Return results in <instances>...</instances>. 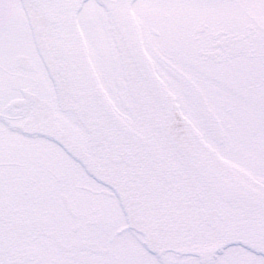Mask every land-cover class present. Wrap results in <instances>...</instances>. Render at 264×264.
Masks as SVG:
<instances>
[{
	"label": "snow or ice",
	"instance_id": "1",
	"mask_svg": "<svg viewBox=\"0 0 264 264\" xmlns=\"http://www.w3.org/2000/svg\"><path fill=\"white\" fill-rule=\"evenodd\" d=\"M0 264H264V0H0Z\"/></svg>",
	"mask_w": 264,
	"mask_h": 264
}]
</instances>
